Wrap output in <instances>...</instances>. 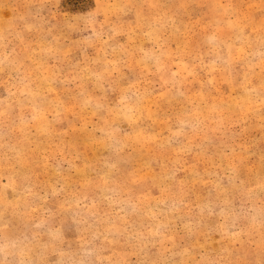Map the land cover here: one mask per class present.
I'll list each match as a JSON object with an SVG mask.
<instances>
[{
	"label": "rangeland",
	"instance_id": "374dc122",
	"mask_svg": "<svg viewBox=\"0 0 264 264\" xmlns=\"http://www.w3.org/2000/svg\"><path fill=\"white\" fill-rule=\"evenodd\" d=\"M0 264H264V0H0Z\"/></svg>",
	"mask_w": 264,
	"mask_h": 264
}]
</instances>
